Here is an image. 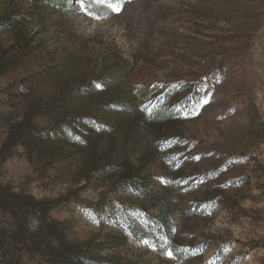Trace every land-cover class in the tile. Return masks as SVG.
Listing matches in <instances>:
<instances>
[{"label": "rangeland", "instance_id": "374dc122", "mask_svg": "<svg viewBox=\"0 0 264 264\" xmlns=\"http://www.w3.org/2000/svg\"><path fill=\"white\" fill-rule=\"evenodd\" d=\"M118 2L119 13L94 3L86 15L78 0H0V120L31 111L38 128L70 126L100 112L108 131L94 159L126 149L151 177L177 256L148 230L150 203L86 181V148L51 161L16 147L1 181L37 199L70 194L51 216L70 240L115 238L120 264H264V0ZM187 83L191 97L171 98L177 117L150 126L161 97ZM109 104L134 116L101 112ZM211 185L227 202L203 197Z\"/></svg>", "mask_w": 264, "mask_h": 264}, {"label": "trees", "instance_id": "16d2710c", "mask_svg": "<svg viewBox=\"0 0 264 264\" xmlns=\"http://www.w3.org/2000/svg\"><path fill=\"white\" fill-rule=\"evenodd\" d=\"M200 81L209 83L205 79ZM192 84L172 86V90L161 97L159 108L151 116L149 125L161 123L162 126H168L166 123L178 115L176 108L171 106V98L173 100L175 93L183 88L187 90V96L191 97ZM106 109L114 111L119 117L134 116V110L126 104H109L101 112ZM98 115L75 118L70 126L60 122L51 127L40 128L34 125L31 111L20 119L0 120V129L4 131L0 142V264H120L119 259L108 253L117 246L115 238L104 243L70 240L63 223L51 216L55 209L66 203L70 194L56 199H37L25 191H15L9 184L1 181L2 166L16 147H22L34 159L51 161L64 159V151L76 155L86 148L90 161L89 172L85 175L86 181H109L111 189L119 188L133 194L143 203H150L156 215L150 218L148 230L154 237L164 239L177 256L173 236L174 222L169 212L153 196L150 190L151 177L143 173L140 166L130 163L126 149L109 153L108 158L106 155L101 164L94 159L96 141L104 138L108 131L100 123L101 113ZM162 126L154 129L156 137L161 136ZM242 178L236 179L230 185L238 186ZM216 187H205L203 197L219 203L227 202L225 197L217 196ZM200 201L202 200L194 204L196 210H201L206 203ZM135 230L140 229L131 228L134 237ZM105 253L107 254L103 256Z\"/></svg>", "mask_w": 264, "mask_h": 264}, {"label": "snow or ice", "instance_id": "6c2138e0", "mask_svg": "<svg viewBox=\"0 0 264 264\" xmlns=\"http://www.w3.org/2000/svg\"><path fill=\"white\" fill-rule=\"evenodd\" d=\"M78 3L80 6V10L82 12H84L86 15L91 14L90 5L94 4V3L105 4L108 8H110L115 13H119V11H120V6H119L118 0L116 3H110V2H108V0H78ZM207 102H208L207 100L204 101V103H207ZM144 242L147 243V241H144ZM167 254L169 256H171V252H169Z\"/></svg>", "mask_w": 264, "mask_h": 264}]
</instances>
